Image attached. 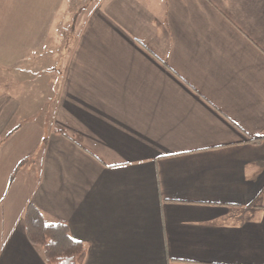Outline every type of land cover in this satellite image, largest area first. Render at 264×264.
Returning <instances> with one entry per match:
<instances>
[{"label":"crops","instance_id":"1","mask_svg":"<svg viewBox=\"0 0 264 264\" xmlns=\"http://www.w3.org/2000/svg\"><path fill=\"white\" fill-rule=\"evenodd\" d=\"M77 3L0 0V264H264V0Z\"/></svg>","mask_w":264,"mask_h":264},{"label":"trees","instance_id":"2","mask_svg":"<svg viewBox=\"0 0 264 264\" xmlns=\"http://www.w3.org/2000/svg\"><path fill=\"white\" fill-rule=\"evenodd\" d=\"M263 139L264 136H259L250 141L258 143ZM23 219L29 242L42 248L47 264L83 263L86 245L72 238L66 222L46 223L32 203L25 208Z\"/></svg>","mask_w":264,"mask_h":264},{"label":"rangeland","instance_id":"3","mask_svg":"<svg viewBox=\"0 0 264 264\" xmlns=\"http://www.w3.org/2000/svg\"><path fill=\"white\" fill-rule=\"evenodd\" d=\"M85 2H86V0H78V3H77V4H79L78 6L80 7V6H82ZM6 61H8V60H6ZM0 63H3V64H5V65H7L8 63H10V61H8V62H0ZM11 63H12V61H11Z\"/></svg>","mask_w":264,"mask_h":264}]
</instances>
